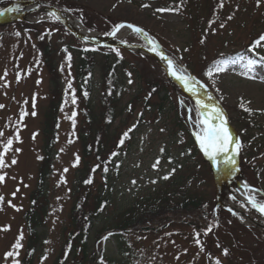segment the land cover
Returning <instances> with one entry per match:
<instances>
[{"label": "rangeland", "instance_id": "rangeland-1", "mask_svg": "<svg viewBox=\"0 0 264 264\" xmlns=\"http://www.w3.org/2000/svg\"><path fill=\"white\" fill-rule=\"evenodd\" d=\"M54 1L59 0H52V2ZM64 1L71 5L81 6L79 12L82 13L83 17L88 16V19L95 23L98 30L108 32L113 26L111 24L120 21L142 27L169 54L173 52L175 55H180L179 59L181 61H183V58L186 60L195 59L198 55L202 58L203 53H206L207 59H209L219 53L236 49L243 44V41H246V34L251 30L250 26L245 29L240 26L236 30L233 29L232 32H224L227 28V26H224V30L207 37V41L199 49L193 31L189 30L190 27L181 16L167 12H155L153 9L156 4L152 2L138 1V4H140L136 5L120 0ZM145 4L149 7H143ZM114 5L115 7H113ZM245 16L246 14H244ZM106 18H109L113 23L108 22ZM26 20L30 22L48 20V15L43 13L32 14L26 17ZM234 22L237 23L236 20ZM221 23V20H219L212 24L211 28L220 27ZM234 26L236 27V25ZM217 29L215 28V32ZM35 30L37 35L43 34V38H49L52 43H57L58 47L64 44L76 47L72 39L64 38L61 28L56 25H41L35 27ZM14 31L21 32L20 28H15ZM222 32L224 33L222 34ZM8 38L6 36L2 37L0 42L6 41L7 43L10 41V38ZM14 38L15 36L11 39L8 48L13 45ZM130 38L133 40H129ZM119 39H128L132 43L142 44L139 37L131 35L130 31L124 28L119 34ZM223 40L229 42L225 41L224 43ZM255 50L264 56V47H258ZM11 52L10 57L6 44L0 45V77H4V79H0V104L5 106L0 108V130L4 127L3 136L0 137V152L4 151L3 144H6L9 138L13 139L11 148L4 156L6 166L0 168V175L5 176L4 181L0 182V196L4 197L2 204H0V209H2L0 210V264H13V259L18 260L21 264L25 254L26 234L22 213L28 205L29 194L34 188L38 164L42 156L43 107L49 92L48 74L46 75V71L42 69L40 63H38L37 74L35 67L24 69L23 66H20V68L14 70V74L16 78L18 76L21 78L19 80L12 78V64L15 61L26 64L31 59V53L24 46L18 49L17 46H14ZM119 55L125 63V70L120 76V96L115 109L116 122L119 119L122 121L128 119L126 105L129 100L135 97L139 89V69L142 71V68H145V63L143 64L142 60L139 59L140 57L137 58L135 55L122 51H119ZM59 59L60 55L55 52L57 69L60 74V76L57 75V78L62 91L63 108L59 119L60 129H58L55 137L53 169L46 179V188H48L46 193L49 201L46 225L37 229L40 235V243L33 256V264H51L59 254L61 229L71 206V186L77 169L78 145H75L77 126L71 120L76 106L72 103L74 95L71 77L72 68L68 63L61 68V63L58 62ZM144 61L148 62L149 68L147 67V70L156 72L158 76H163L161 68L153 59ZM101 62V55L98 53L96 54L94 73L93 105L98 95ZM195 64H197L196 61ZM194 65L189 62L188 67L184 66L187 73L188 70H191V67L194 68ZM218 65H222L225 70L219 73L215 72L214 69ZM13 67H16V65L14 64ZM210 69L213 70L212 76L206 74ZM118 71H120L119 68ZM195 71L197 72L196 69ZM203 71V75L198 82L200 81L199 83L204 85L205 91H211L221 104L227 105L232 116L236 113L235 104L241 100L252 111L260 114L254 120L257 124L264 126L263 66L254 65L249 70V68L244 67L243 63H224L220 59L212 64L209 63ZM129 73H131V76H129ZM144 73L147 74V72ZM143 76L145 75L143 74ZM149 76L151 77V75ZM129 79L132 80V83H129ZM5 83H7V87L4 86ZM69 83H71V88L68 87ZM217 88L220 89L219 92ZM172 90H174V87ZM158 94L159 97L164 96V92ZM157 96L152 98L151 104L157 103ZM173 96L175 95H171V93L166 95L164 109L159 115L156 114V108L151 113L150 110L145 112L141 125L137 126L132 133H128L131 143L130 148L115 160L108 173L107 196L109 204L106 210L93 221L88 238L90 250L94 246L95 234L103 228L112 227L119 215L135 203L146 204L153 201L157 205L171 198L177 200L178 197L188 195L192 197L203 195L211 203L215 202L216 183L213 172L209 170L204 158H201V162L204 163L203 168L199 166L201 164L193 162L191 157L192 144L188 145L189 136L182 133V129L185 127L182 117L176 110ZM191 103L193 102L191 101ZM191 106L196 108V105ZM140 108H142V102H136L132 111L133 116L127 120L128 124L135 121ZM21 111L26 113L22 120L20 119ZM33 111L36 113L34 116L32 115ZM196 121L195 119L189 120L192 129L199 128ZM161 129H164V131H161ZM119 130L116 131V134ZM249 132L253 135H259L258 141H264V132H260L255 128H250ZM17 133L18 140L16 139ZM70 140L71 143H69ZM195 142L198 144L197 141ZM232 148L233 145L231 144ZM16 149H20V151L17 152ZM161 149H164V151L161 152ZM231 149L230 153H233ZM13 158L17 161L15 164H12ZM157 160H159V164L157 168H153V164ZM80 167L78 165V168ZM65 169H67L66 172ZM165 176L168 178L164 179ZM251 178L253 180V177ZM237 189L239 190V187ZM237 189H228L223 184L222 201L233 207L236 205L254 219H259L261 216L248 204L247 199L239 194ZM244 193L256 197L254 192L249 193L246 190ZM9 201L15 207L10 206ZM225 212H220L218 215V225L224 224L226 229H230L240 239L244 247L245 262H247L250 252H258L257 255L263 254L264 245H256L253 243L255 241L253 236L244 232L241 233L236 224H233V220L236 219L233 216L230 217L229 212ZM186 233V230L174 226L164 230L161 234H156L146 240L142 239L139 242L134 241V238H130L128 241L130 246L126 247L125 258L120 251V249L125 248L124 236L116 231L113 235L115 239L107 236L104 239V256L110 259L109 261H117L116 264H203V260H207L209 264H216L217 260L221 264H229V261L245 264L241 262L242 260H237V255H232L233 259L229 254L224 255L223 250L216 241L202 235L201 239L203 241H209L210 252L212 253H207V247L204 249L196 242L189 241L190 238L186 240ZM21 234L23 239L20 241L22 247L18 249L19 255L6 259L5 254L13 250V245ZM256 234L260 239H264L259 232H256ZM201 247L203 251H201Z\"/></svg>", "mask_w": 264, "mask_h": 264}, {"label": "trees", "instance_id": "trees-1", "mask_svg": "<svg viewBox=\"0 0 264 264\" xmlns=\"http://www.w3.org/2000/svg\"><path fill=\"white\" fill-rule=\"evenodd\" d=\"M12 1L15 0H0V8ZM123 1L131 2L133 0ZM186 1L187 5L178 0H157L159 4H162L167 8L178 7L187 18L192 20L189 25L193 31L194 38L197 40L198 48L204 45V43H200L201 39L206 37L207 41V37H211L213 35L212 28H207V26L203 27L204 25H208L209 21L212 19H214L215 22H218L221 19L223 23H226L225 26H227V28L224 32H232L233 29L236 30V28H240V26L244 29L250 26L251 30L246 34V38L249 40V43L247 44H252L253 40L260 34L257 30V26L260 25L261 27H264V0H262L259 7H257L256 0H236V3H232L228 8H226L227 3L225 2L223 9L218 8L219 0ZM230 2L231 1L229 0L228 3ZM58 3L65 8L72 10H81L82 8L79 5H71L64 0L58 1ZM192 5H194V7H191ZM261 9L263 11V16ZM75 14L79 18H83V21L85 23L87 22L90 27L97 29L95 23L89 20L88 16L85 15V17H83L82 13L79 11ZM244 14H246L245 17ZM229 16H232L231 20L227 19ZM237 16H241V18L236 20ZM106 20L108 22H112L109 18H106ZM235 20L237 22L236 24L234 22ZM234 25H236V27ZM202 28H207L205 34L202 33ZM221 30H224V27H219L217 32ZM39 41L42 46L41 51L43 54L44 65L50 74V81L56 84L55 63L53 62V58L55 57L54 43L51 41L47 42L45 38H43L42 42L41 39ZM225 41L227 43L229 42L228 40H223L222 42L225 43ZM232 43L234 42L232 41ZM247 44L244 46L245 48H247ZM95 50L96 49L93 47L80 46V49L77 52L78 54L75 56L74 74L77 85L76 91L81 101L82 114L84 117L83 126L85 127L80 135L84 168L82 172L77 175L73 193L74 203L71 207L68 221L62 229V243L59 255L52 264H107L106 258L101 255L104 247L101 238L108 229H102L95 234V245L91 250L88 245V238L89 230L92 228V220L99 216L108 204L106 187L104 188L103 184L99 180L97 181L94 176L100 169L103 171L110 164H112L113 158L116 156L112 155L114 152L116 153V144H112L107 128L111 124L113 113L116 109L119 78L114 64L115 62H118L116 60L117 58H114L116 56L114 49H99L101 50L99 52L102 55V83L101 96L98 106L99 117H97L98 113L96 114L94 112L88 101L92 88V73L95 66L94 64H96ZM171 53L172 57L178 60L179 57L173 52ZM247 55L249 59L252 58L260 61V56L254 54L248 49ZM202 56L203 57L201 58V56L198 55L195 59L187 60L193 65L196 61L197 64L194 65L193 69H196L197 72H195L198 74L203 69L204 64L211 59H207L206 53H203ZM233 58L235 59L236 55H234ZM142 62L143 64L145 63V68H142V71L139 69L141 88L136 97L130 101V107L133 109L136 102L142 101V109L147 108L148 110L151 109V111H153V109L156 108L157 113H160L163 110L166 95H168L169 92H172V90L162 75H159V77L156 72L152 71V76V72L147 70L148 62L144 61V59H142ZM143 71L147 72V74ZM143 74L145 76H143ZM149 75H151V77ZM55 92V90L52 91V94L49 97V103L43 114V138L45 144L44 158L39 166L35 188L29 195L28 207L22 216L27 233V243L21 264H33V256L40 241V235L36 229L44 226L46 222L48 200L46 192L44 191V186L49 172L50 163L48 154L51 150L50 140L56 127L58 108L60 104L59 96H56ZM85 92H87V96L84 95ZM159 92H164V96L159 97ZM154 96H157L158 101L153 105L151 104V100ZM155 105L156 107H154ZM131 111L132 110L130 109V112ZM235 111H237L235 116L230 117V123L237 127V130L241 135V148L244 151V155L248 157L245 159L243 158L245 172L249 171V168H251L252 171L249 175L251 174V180V177H253L252 184H260L262 187L264 186V161L257 162L256 157L264 154V141H253L252 135L249 132L253 125L250 126L248 122L243 120V117L245 118V114L241 113V110L235 108ZM143 112L144 111L142 110L141 115H139L138 122L142 119ZM246 114L248 117L251 116L249 112H246ZM130 116L131 114L129 113V117ZM254 128L264 131V128L260 125H256ZM243 130H245L244 133ZM97 165H99V167H97ZM101 175L106 179V174L104 172H102ZM87 181L91 182L89 183ZM149 207L150 206L144 208L142 204H136L129 207L120 214V218L116 223V228L122 230L129 229L130 231L128 233H133L135 235L141 232H153L155 231L154 226L158 224L163 227L171 222L173 223L175 221H179L183 226L195 228L197 232L200 233V237L204 235L206 238L216 240V242L220 243L222 247H225L229 251L228 254L231 256V259L234 258H232V255H237V260H242L241 262H244L245 264H264V252L261 255H257L258 252H250V255L248 254L249 257L247 262H245L244 247L240 242V239L235 235V233H232L230 229H226L224 224L217 225L212 213L213 205L211 201L206 200L203 195L199 197H192L190 195L183 196L177 200L170 199V201L165 203L164 206ZM220 212L226 213L225 211L219 209L218 214H220ZM228 215L232 217V215ZM233 221V224H236L241 233L244 232L245 234L251 235L255 238L253 243L256 245H264V241H262L256 234L258 231L245 228L239 224L238 221ZM208 228H211V231L205 235V230ZM228 263L238 264V262L232 261H229Z\"/></svg>", "mask_w": 264, "mask_h": 264}, {"label": "snow or ice", "instance_id": "snow-or-ice-1", "mask_svg": "<svg viewBox=\"0 0 264 264\" xmlns=\"http://www.w3.org/2000/svg\"><path fill=\"white\" fill-rule=\"evenodd\" d=\"M261 2H262V0H256L257 7L260 6ZM181 3H183V0H181ZM224 3H225V0H219L218 8H223ZM113 7H115V5ZM143 7H149V5L145 4V5H143ZM178 10H179L178 7L175 9H173V8H168V9L158 8V9H156L157 12L178 11ZM7 11H9V12L16 11V9L9 8V9H7ZM0 15H4V12L0 11ZM49 15L54 16L57 20L59 19V16L56 15V13H49ZM227 19L231 20L232 16L227 17ZM214 23H215V21H209V27L211 28V25ZM125 27L131 29L134 33H136L138 35L142 34L145 38H148L147 32H145V30L142 27H139V26L131 24V23L117 24L114 26L112 31L107 33V35L115 37L117 32H119L121 29H123ZM220 27L223 28L224 23H221ZM212 31L214 34L215 29H212ZM16 35H19V33H16ZM41 39H43V37H41ZM205 42H206V37L201 39V41H200L201 44H203ZM262 42H264V35L259 36L253 42V44L250 46L249 50L252 51V50H255V48H257V47H264V44H262ZM148 43L152 46L150 48V50L154 51L160 57L161 60L165 61L166 65H167L168 74L170 76H172L173 78H175L178 82H180L185 91L191 93L192 96H197L198 93H197V87L196 86L198 84V81L196 80V78L194 76H191L190 74H188L186 68H184L182 65L178 64L174 58L163 54V52L159 49V46L156 43L154 38H148ZM185 51H187V49H185ZM117 55H119L118 50H117ZM68 59L70 61L71 57L69 56ZM260 62H264V57H260ZM256 63H257V61H254L252 59H248L246 67L249 68V70H251ZM224 70L225 69L223 68L222 65H218L214 69V71L217 73L222 72ZM206 74L208 76H212L213 70L210 69ZM129 76H131V73H129ZM0 79H4V77H0ZM18 80H19V76H18ZM129 83H132L131 79H129ZM4 86L7 87L8 86L7 83H5ZM68 87L71 88V83H69ZM200 87H204V85H200ZM217 91L219 92L220 89L217 88ZM84 95L87 96V92H85ZM208 99L212 100V99H214V97L208 96ZM75 102H76L75 96L73 95L72 103L75 104ZM181 104H183V101H181ZM4 107H5L4 105L0 104V108H4ZM241 107H244V105L241 104ZM202 109H210V111L209 112H202ZM189 111H195L197 116L200 117V119H198L196 121V125L199 127V131L197 133H195V136H196V141L198 142L201 150L204 152V154L206 156H209L210 158L215 160L216 156L221 155L223 153H226L229 150L230 144H233V143H235L237 145L239 144V141L234 142L231 139V133H230L229 128H228L226 113L218 104L209 105V104L205 103L203 100L197 99L196 100V108L190 109ZM245 111H248L251 113L252 109L245 108ZM35 114H36L35 111H33L32 115L34 116ZM25 115H26V113L21 111L20 119L22 120ZM75 115H76V113L73 112V117ZM216 121H218V123ZM73 123H75L74 120H73ZM128 131H132V129H129ZM161 131H164V129H161ZM2 136H3V131H0V137H2ZM125 138H128V132H125L123 134V137L119 141L120 145L124 144ZM16 139L17 140L19 139L18 133L16 135ZM71 142L72 141L70 140L69 143H71ZM12 144H13L12 138H9L7 140V143L3 144L4 151L0 152V168H3L6 166L4 156H5L6 152L11 148ZM231 150H232L233 154H235L237 152V148H232ZM16 151L19 152L20 149H16ZM163 151H164V149H161V152H163ZM112 155H118V153L114 152ZM76 160H77V162L79 161L78 156L76 157ZM16 162H17L16 159L13 158L12 164H15ZM225 162L228 164H235V159L226 157ZM158 164H159V160H157L153 164V168H157ZM74 166H75V164H74ZM97 167H99V165H97ZM64 171L66 172L67 169H65ZM104 171L107 172V168H105ZM167 178H168L167 176L164 177V179H167ZM4 179H5V176L0 175V182H3ZM87 182L90 183L91 181H87ZM133 183H135V181H133ZM244 187L246 189H248L249 193L256 191V190L250 188L247 184H245ZM13 195H15V193H13ZM246 199H247L248 204H250L253 209H256L258 212H260L262 215H264V202L257 201L254 195H247ZM3 200H4V197L0 196V204H2ZM9 205L12 207H15L14 205H11V201H9ZM0 210H2V209H0ZM229 211L231 212L232 209H229ZM232 214L237 215V213H235V212H233ZM210 231H211V228H208L205 230L204 234L207 235V233ZM199 235H200V233H196V241L195 242L197 245H200ZM22 239H23V236L21 234L17 238L16 243L13 245V250L9 251L5 254L6 259L16 257L19 255L18 249L22 247V244L20 243V241ZM201 251H203L202 247H201ZM223 254L224 255L228 254L227 249H224ZM13 264H19V261L16 259H13ZM216 264H221V262L219 260H217Z\"/></svg>", "mask_w": 264, "mask_h": 264}, {"label": "water", "instance_id": "water-1", "mask_svg": "<svg viewBox=\"0 0 264 264\" xmlns=\"http://www.w3.org/2000/svg\"><path fill=\"white\" fill-rule=\"evenodd\" d=\"M36 7H42L43 9H46L48 12H50V13H56V15H58L59 16V20L61 21V23L64 25V26H66L70 31H72L73 33H74V35L75 36H77V37H80V38H82V39H85V40H87V41H90V42H93V43H99V44H104V41L105 40H99V39H94V38H86V37H84V36H82V35H80V34H78V33H76V32H74L71 28H70V26H69V24H68V21H67V19H66V16H65V13L64 12H62V11H59L58 9H56V8H53V7H51V6H49V5H47V4H45V3H43V2H36ZM4 12V11H3ZM1 16V15H0ZM113 36H111V38H112ZM124 47H126V48H129L130 46L129 45H123ZM147 52H149L151 55H153L154 56V54L151 52V51H147ZM160 62V61H159ZM161 63V62H160ZM161 65L163 66V68L165 69V71L167 72V68L164 66V64L163 63H161ZM167 75H169L168 74V72H167ZM175 79V78H174ZM176 80V79H175ZM177 81V80H176ZM178 82V81H177ZM178 84L183 88V86H182V84L180 83V82H178ZM184 89V88H183ZM200 99H205V100H207L208 98L205 96V95H202V94H199L198 93V95H197ZM215 176H216V184H217V194H216V200H217V202H219V187H220V182H219V175L217 174V171L215 170ZM229 209H231V208H229ZM236 211H238V212H240L241 214H243L241 211H239V210H236ZM244 215V214H243Z\"/></svg>", "mask_w": 264, "mask_h": 264}, {"label": "bare ground", "instance_id": "bare-ground-1", "mask_svg": "<svg viewBox=\"0 0 264 264\" xmlns=\"http://www.w3.org/2000/svg\"><path fill=\"white\" fill-rule=\"evenodd\" d=\"M70 20V24H71V26L73 27V28H75V29H77V30H80V31H82V32H85V33H87V34H89V32L87 31V30H85L79 23H77V22H75L74 20H72L71 18L69 19ZM229 150H230V145H229ZM224 154H227V152L226 153H224ZM223 162V164L225 165L226 164V167H227V165H229L228 163H226L225 162V157L223 156V157H221V159H220V166H221V164H222V162ZM226 169V168H225ZM224 178L225 179V182L226 183H230L229 182V179L228 178H230V171H229V169L227 168V171H225V172H223L222 173V176H221V178ZM231 184V183H230ZM233 185V184H232Z\"/></svg>", "mask_w": 264, "mask_h": 264}]
</instances>
